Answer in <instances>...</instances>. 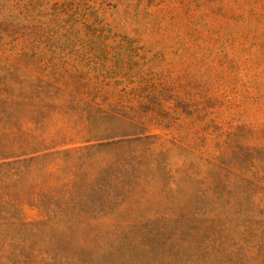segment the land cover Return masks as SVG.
Returning a JSON list of instances; mask_svg holds the SVG:
<instances>
[{
    "label": "rangeland",
    "instance_id": "1",
    "mask_svg": "<svg viewBox=\"0 0 264 264\" xmlns=\"http://www.w3.org/2000/svg\"><path fill=\"white\" fill-rule=\"evenodd\" d=\"M0 264H264V0H0Z\"/></svg>",
    "mask_w": 264,
    "mask_h": 264
}]
</instances>
